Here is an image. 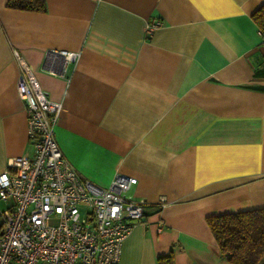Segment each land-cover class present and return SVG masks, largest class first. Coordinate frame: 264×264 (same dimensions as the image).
Listing matches in <instances>:
<instances>
[{
  "label": "crops",
  "instance_id": "obj_1",
  "mask_svg": "<svg viewBox=\"0 0 264 264\" xmlns=\"http://www.w3.org/2000/svg\"><path fill=\"white\" fill-rule=\"evenodd\" d=\"M0 0V171L31 155L16 55L61 110L54 138L100 186L147 201L117 264H229L206 216L264 206V0ZM161 25L145 36L148 20ZM79 52L64 62L50 50Z\"/></svg>",
  "mask_w": 264,
  "mask_h": 264
},
{
  "label": "built area",
  "instance_id": "obj_2",
  "mask_svg": "<svg viewBox=\"0 0 264 264\" xmlns=\"http://www.w3.org/2000/svg\"><path fill=\"white\" fill-rule=\"evenodd\" d=\"M161 25L150 19L151 36ZM264 42V29H259ZM64 62L79 52L50 50ZM16 91L27 118L31 155L11 157L0 171V264H117L131 222L143 218L147 201L127 195L136 178L115 174L106 186L82 177L54 138L61 106L16 55Z\"/></svg>",
  "mask_w": 264,
  "mask_h": 264
},
{
  "label": "trees",
  "instance_id": "obj_3",
  "mask_svg": "<svg viewBox=\"0 0 264 264\" xmlns=\"http://www.w3.org/2000/svg\"><path fill=\"white\" fill-rule=\"evenodd\" d=\"M6 6L24 10H45V0H7ZM264 29V4L253 14ZM220 255L229 264H264V206L208 215L205 218ZM157 264H173L172 253Z\"/></svg>",
  "mask_w": 264,
  "mask_h": 264
},
{
  "label": "rangeland",
  "instance_id": "obj_4",
  "mask_svg": "<svg viewBox=\"0 0 264 264\" xmlns=\"http://www.w3.org/2000/svg\"><path fill=\"white\" fill-rule=\"evenodd\" d=\"M0 205L2 206L3 204L0 202Z\"/></svg>",
  "mask_w": 264,
  "mask_h": 264
}]
</instances>
